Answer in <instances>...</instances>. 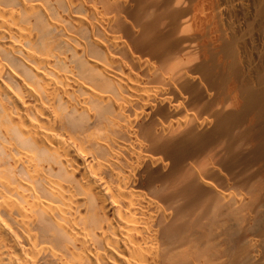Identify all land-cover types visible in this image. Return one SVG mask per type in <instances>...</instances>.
Returning <instances> with one entry per match:
<instances>
[{
    "label": "bare ground",
    "instance_id": "obj_1",
    "mask_svg": "<svg viewBox=\"0 0 264 264\" xmlns=\"http://www.w3.org/2000/svg\"><path fill=\"white\" fill-rule=\"evenodd\" d=\"M0 0V264H264V0Z\"/></svg>",
    "mask_w": 264,
    "mask_h": 264
},
{
    "label": "rangeland",
    "instance_id": "obj_2",
    "mask_svg": "<svg viewBox=\"0 0 264 264\" xmlns=\"http://www.w3.org/2000/svg\"><path fill=\"white\" fill-rule=\"evenodd\" d=\"M248 2H249V4H250V6L253 5L252 0H248Z\"/></svg>",
    "mask_w": 264,
    "mask_h": 264
}]
</instances>
